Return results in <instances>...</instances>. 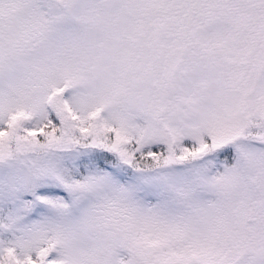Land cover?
<instances>
[{"label": "snow or ice", "instance_id": "snow-or-ice-1", "mask_svg": "<svg viewBox=\"0 0 264 264\" xmlns=\"http://www.w3.org/2000/svg\"><path fill=\"white\" fill-rule=\"evenodd\" d=\"M0 264H264V0H0Z\"/></svg>", "mask_w": 264, "mask_h": 264}]
</instances>
